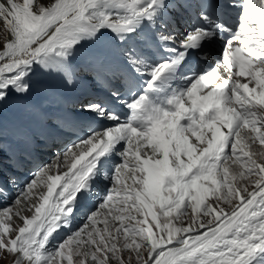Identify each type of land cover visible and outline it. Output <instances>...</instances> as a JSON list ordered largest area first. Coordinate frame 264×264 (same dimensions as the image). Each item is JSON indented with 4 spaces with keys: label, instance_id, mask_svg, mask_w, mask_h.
<instances>
[{
    "label": "snow or ice",
    "instance_id": "snow-or-ice-1",
    "mask_svg": "<svg viewBox=\"0 0 264 264\" xmlns=\"http://www.w3.org/2000/svg\"><path fill=\"white\" fill-rule=\"evenodd\" d=\"M0 23V198L31 170L0 209L13 264H264V0H0ZM85 80L89 131L44 162Z\"/></svg>",
    "mask_w": 264,
    "mask_h": 264
},
{
    "label": "rangeland",
    "instance_id": "rangeland-1",
    "mask_svg": "<svg viewBox=\"0 0 264 264\" xmlns=\"http://www.w3.org/2000/svg\"><path fill=\"white\" fill-rule=\"evenodd\" d=\"M21 2H22V0H21ZM5 33H6V30H5V28L3 27V24L2 23H0V43H2L3 42V40H4V37H5ZM55 126H57V127H59L57 124H54ZM67 144L68 143H71V140H68V142H66ZM251 150L253 151V152H256V153H258L260 150H261V146L259 145V143L257 142V143H255V144H253L252 145V148H251ZM54 151V150H53ZM51 153H53V152H51ZM257 159H259V156H257L256 157ZM51 159V158H50ZM233 167L234 168H236L237 170H240L239 169V165H233ZM29 178H31V177H29ZM39 187V186H38ZM43 187H45V191H46V186H43ZM35 190V189H34ZM34 190H33V193L32 194H30V195H33L34 194ZM38 191V190H37ZM39 192V191H38ZM40 193V192H39ZM37 197H35V198H32L33 200H30V201H28L27 203L25 202V203H23L22 204V207L25 209L24 210V212H23V215H25L26 214V210H27V207L29 208V205L28 204H35V203H37L38 201H37V199H36ZM36 199V200H35ZM0 202H2V201H0ZM34 202V203H33ZM25 205H27V207L25 206ZM17 207L18 206H15V205H13V208H12V212H13V218H12V221H11V223H12V225L15 227V226H18V225H20V224H22V221L19 219H17L18 217H16L14 214H15V211L17 210ZM224 207H227L226 205H224ZM189 213H190V209H189ZM33 214V213H32ZM31 214V215H32ZM31 215H28V214H26V216H31ZM77 216H80V215H77ZM0 264H13V261H14V259H15V257H13L11 254H8L7 256L2 252V251H0ZM4 259V260H3ZM9 260V261H8ZM11 261V262H10ZM8 262V263H7Z\"/></svg>",
    "mask_w": 264,
    "mask_h": 264
},
{
    "label": "bare ground",
    "instance_id": "bare-ground-1",
    "mask_svg": "<svg viewBox=\"0 0 264 264\" xmlns=\"http://www.w3.org/2000/svg\"><path fill=\"white\" fill-rule=\"evenodd\" d=\"M240 79H242V78H240ZM243 80V79H242ZM59 91V94L61 95V89H59L58 90ZM62 96V95H61ZM62 98H64L63 96H62ZM67 101L68 102H71V98L70 97H68V99H67ZM6 117H9V118H11L12 119V116H11V113L9 112V113H6L5 114V119L7 120V118ZM10 124L13 126V123L12 122H10ZM53 124H57L59 127H60V125H61V122L59 121V120H55V118H54V123ZM64 129H67V130H70V128H64ZM14 130L15 131H17L18 129H15L14 128ZM68 140H71V142L73 141V140H75V139H73L72 137H71V135H69L68 137H67V139L65 140V142H68ZM68 144H70V143H68ZM54 151H51V152H53V153H55V152H57V149L56 148H54L53 149ZM62 171L64 170V169H61ZM31 177V176H30ZM27 179H29V178H27ZM20 186H21V188L24 186V185H22V184H20ZM19 187H15V189H18ZM40 192H38V191ZM43 192H45V187H43V185H41V186H39V187H37L35 190H34V194L33 195H31V197L32 198H35L36 197V194H42ZM15 196H16V192H13L12 194H11V198H10V202H12L14 199H15ZM31 198V200H33ZM37 199V198H36ZM35 199V200H36ZM27 203V202H26ZM34 203V202H33ZM0 205L1 206H3L4 205V202H0ZM28 205H30V204H28ZM26 207H27V205H25ZM12 208H13V206H12ZM25 208V207H24ZM29 208L27 207V210H26V214H28V215H31L32 214V211H30V210H28ZM16 212V211H15ZM25 214V215H26ZM77 215H81V214H77ZM78 218V217H77ZM18 220H19V218H17ZM82 224H84V220L82 219V220H80V221H77V219L75 220V226L73 227L74 229H76V227H78V225H80V226H82ZM1 254V253H0ZM7 256V255H6ZM4 260V259H3ZM9 261V260H8ZM11 262V261H10ZM8 263V262H7ZM10 264V263H9Z\"/></svg>",
    "mask_w": 264,
    "mask_h": 264
}]
</instances>
